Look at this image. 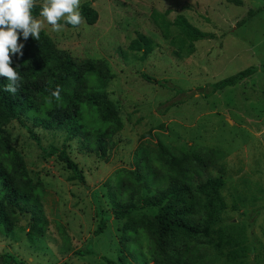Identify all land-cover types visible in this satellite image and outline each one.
<instances>
[{
  "label": "rangeland",
  "instance_id": "rangeland-1",
  "mask_svg": "<svg viewBox=\"0 0 264 264\" xmlns=\"http://www.w3.org/2000/svg\"><path fill=\"white\" fill-rule=\"evenodd\" d=\"M91 5L98 12L94 24H64L62 31L53 32L43 17L35 18L57 48L72 57L106 62L113 73L106 90L123 127L113 136L105 159L81 149L63 132L33 127L36 140L18 121L7 125L30 176L43 185L48 226L43 238L30 240V216L23 213L11 233L0 226V253L19 264H107L105 257L116 261L124 220L112 217L108 178L118 168H134V156L148 154L160 142L170 153L204 147L225 152L219 166L209 167L206 175L222 174L221 195L227 205L222 236H232L231 248L245 251L239 249L242 253L228 260L230 247L218 250L212 244L214 263L264 264V71L207 97L198 91L249 66L264 65V0H94ZM155 11H167L170 21L183 14L213 37L195 42L192 53L177 56L152 21ZM172 30L177 33L174 26ZM140 33L155 45L144 59L141 51L128 47ZM142 73L169 84L148 82ZM181 90L191 95L160 112V104L182 98ZM51 144L66 150L83 181L56 154L43 156L42 149ZM156 211L144 207L137 213L152 216ZM101 220L104 229L95 234ZM86 250L92 253H79Z\"/></svg>",
  "mask_w": 264,
  "mask_h": 264
},
{
  "label": "trees",
  "instance_id": "trees-1",
  "mask_svg": "<svg viewBox=\"0 0 264 264\" xmlns=\"http://www.w3.org/2000/svg\"><path fill=\"white\" fill-rule=\"evenodd\" d=\"M92 1L80 5L83 22L87 24H94L98 18ZM41 4L35 3L34 18L39 15ZM166 13L152 12V21L175 48L177 56L192 53L195 42L213 37L183 14L170 21ZM60 22L65 24L63 20ZM172 26L177 29L176 34ZM18 43L24 44L23 57L12 56L11 64L21 77L17 92L4 91L9 81L0 77V226L11 233L20 216L29 214L27 236L32 240L46 234L48 219L42 207L45 190L42 183L30 176L22 154L12 144L7 125L18 121L36 140L33 127L63 132L66 139H76L81 149L107 159L114 146L113 136L121 130L123 122L106 90L113 73L105 61L72 57L66 50L57 48L42 30L39 41L31 36L24 40L21 36ZM154 46L151 37L140 33L128 47L141 51L140 58L144 59ZM258 70L264 71V65L249 66L198 91L207 97ZM141 76L161 86L169 84L168 80H158L145 73ZM57 85L62 89L59 100L51 95ZM188 92L181 90L182 98L160 104V112L190 96ZM42 154L44 157L56 154L83 181L77 164L64 148L51 144L42 149ZM224 156L222 149L208 147L170 153L158 142L148 154L134 156V168L116 169L108 178L107 191L112 217L124 221L118 259L105 257L107 264H215L211 253L214 245L218 250L230 247L225 253L228 260L236 259L242 253L239 249L245 251V247L231 248L232 236H222V213L227 208L221 195L225 184L222 174L206 175L207 169L219 166ZM144 207H155L157 211L152 216L138 214ZM104 226L101 220L94 233L102 232ZM0 264L19 263L0 253Z\"/></svg>",
  "mask_w": 264,
  "mask_h": 264
},
{
  "label": "clouds",
  "instance_id": "clouds-1",
  "mask_svg": "<svg viewBox=\"0 0 264 264\" xmlns=\"http://www.w3.org/2000/svg\"><path fill=\"white\" fill-rule=\"evenodd\" d=\"M35 0H0V77L9 81L4 91L15 94L21 80L20 74L11 66L12 56L23 57V43H18L22 36L27 40L29 36L39 41L43 22L34 18L32 9ZM39 15L51 26L53 32L62 31L64 24L73 27L83 23L80 11V0H43ZM62 89L59 85L51 92L57 100L60 99Z\"/></svg>",
  "mask_w": 264,
  "mask_h": 264
}]
</instances>
